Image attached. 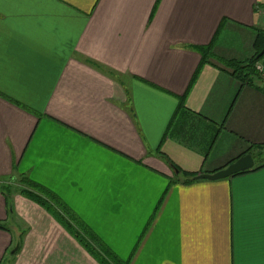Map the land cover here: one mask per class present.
Here are the masks:
<instances>
[{
	"label": "crops",
	"instance_id": "obj_1",
	"mask_svg": "<svg viewBox=\"0 0 264 264\" xmlns=\"http://www.w3.org/2000/svg\"><path fill=\"white\" fill-rule=\"evenodd\" d=\"M257 8L0 0V179L46 188L130 264H264V82L222 65L264 46ZM245 154L252 170L195 180ZM0 264L99 262L46 209L0 192Z\"/></svg>",
	"mask_w": 264,
	"mask_h": 264
},
{
	"label": "trees",
	"instance_id": "obj_2",
	"mask_svg": "<svg viewBox=\"0 0 264 264\" xmlns=\"http://www.w3.org/2000/svg\"><path fill=\"white\" fill-rule=\"evenodd\" d=\"M218 34L219 32H217L210 45L199 48V51L202 54V63L196 72L187 93L183 96V101H185L189 95L201 68L207 64L210 59L214 58L213 44L216 41ZM263 49L264 46L257 52L254 58L247 63L231 61L222 63V65L232 71V74L242 81H251L250 79L253 77L260 79L259 75L255 71V65L257 62L264 59V57L259 58ZM251 152L252 150L247 153ZM185 177V183L195 182L191 176L185 174ZM0 192L7 197H10L13 193L18 192L46 209L78 240V242L99 262V264H130L128 261H122L114 253L108 250L95 236V234L82 221H80L73 212L68 210L64 203L55 194L30 180L27 176L13 175L7 179H0ZM14 253H17L16 249L14 250Z\"/></svg>",
	"mask_w": 264,
	"mask_h": 264
},
{
	"label": "water",
	"instance_id": "obj_3",
	"mask_svg": "<svg viewBox=\"0 0 264 264\" xmlns=\"http://www.w3.org/2000/svg\"><path fill=\"white\" fill-rule=\"evenodd\" d=\"M264 57V49L259 55V58ZM255 167L254 159L251 155H245L238 159L235 163L228 166L226 169L218 171L214 174H203L195 178V180L219 181L233 177L237 174L252 170Z\"/></svg>",
	"mask_w": 264,
	"mask_h": 264
},
{
	"label": "built area",
	"instance_id": "obj_4",
	"mask_svg": "<svg viewBox=\"0 0 264 264\" xmlns=\"http://www.w3.org/2000/svg\"><path fill=\"white\" fill-rule=\"evenodd\" d=\"M257 13L264 17V8H257ZM255 71L259 75L260 79L264 82V59L256 63Z\"/></svg>",
	"mask_w": 264,
	"mask_h": 264
}]
</instances>
